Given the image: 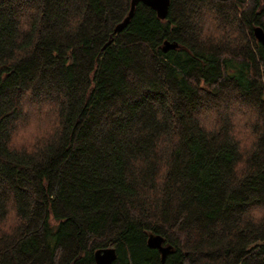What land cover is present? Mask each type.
<instances>
[{"label":"trees","instance_id":"16d2710c","mask_svg":"<svg viewBox=\"0 0 264 264\" xmlns=\"http://www.w3.org/2000/svg\"><path fill=\"white\" fill-rule=\"evenodd\" d=\"M130 4L0 0V264H264V0Z\"/></svg>","mask_w":264,"mask_h":264},{"label":"water","instance_id":"95a60500","mask_svg":"<svg viewBox=\"0 0 264 264\" xmlns=\"http://www.w3.org/2000/svg\"><path fill=\"white\" fill-rule=\"evenodd\" d=\"M138 1H142L143 3L154 9L159 18L164 19L166 17L170 0H131L130 11L128 15L115 26L114 32L122 30L123 27H125V25L129 22L130 18L132 17L135 5ZM254 36L264 46V31L261 27L254 28ZM175 46L176 45L174 44L166 43L165 49L173 48ZM148 245L151 248H157L160 251L162 261H164L166 255L171 250L170 245H163V237L158 234H149ZM115 258L116 252L113 247L101 248L94 252L95 264H112Z\"/></svg>","mask_w":264,"mask_h":264},{"label":"rangeland","instance_id":"374dc122","mask_svg":"<svg viewBox=\"0 0 264 264\" xmlns=\"http://www.w3.org/2000/svg\"><path fill=\"white\" fill-rule=\"evenodd\" d=\"M233 107H231V110ZM30 112H34V107L30 109ZM29 112V113H30ZM37 114H30V117L33 119L31 123H29L28 127L20 126V129L15 133L13 137V144L18 148H27L30 146L32 139L34 136H38L40 134L46 135V133L53 129L54 122L51 121L49 123L47 120H41L35 118ZM37 119V120H35Z\"/></svg>","mask_w":264,"mask_h":264}]
</instances>
